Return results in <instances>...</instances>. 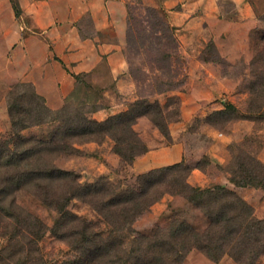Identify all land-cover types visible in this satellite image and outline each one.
Returning a JSON list of instances; mask_svg holds the SVG:
<instances>
[{"label": "trees", "instance_id": "trees-1", "mask_svg": "<svg viewBox=\"0 0 264 264\" xmlns=\"http://www.w3.org/2000/svg\"><path fill=\"white\" fill-rule=\"evenodd\" d=\"M167 25L172 39L177 42L174 27L169 23ZM129 36H132L130 30ZM138 38L139 35L135 36V41ZM258 60L264 66L262 54H257L255 61ZM74 77L79 79L78 74ZM260 81L261 87L253 84L251 92L264 93V77ZM85 84L90 86L86 81ZM171 88L172 85L158 90ZM9 89L11 133L0 135V232L7 238V243L0 248V259L4 251L7 258L13 259V264H45L38 242L47 227L37 214L23 204L22 196L30 195L57 211L59 216L54 222L55 231L67 224L65 228L72 236L71 246L79 254L77 259L81 264H180L192 249H198L214 262L227 255L239 264H260L264 258V217L256 216L252 205L224 184L197 187L187 181L193 168L204 169L209 163L206 153L204 163L184 166L185 158L179 163L138 173V186L125 189L100 182L83 184L76 173L55 163L64 150L80 153L78 145L82 143H101L110 139L121 163L125 161L129 166L148 149L134 127L137 118L147 116L165 136L166 132L169 134V122L179 117V98L174 117L167 116L166 107L158 101L142 106L139 96L127 110L99 121L90 118L85 109L70 110L63 106L58 112L51 113L45 99L31 83L13 84ZM223 107L236 109L231 102L223 103ZM238 117L252 119L240 115L230 118L227 124ZM47 122H58L47 136H22V129ZM251 160L252 165H246L236 154V169L230 171L229 181L236 186L264 187V163L255 154ZM165 193L182 195L202 211L207 224L202 229L187 221L171 222L166 228L157 227L153 236L143 235L137 245L130 248V251L142 252L134 260L125 251L113 255V251L117 250L115 244L106 242L98 231L91 229L90 221L68 207L73 198H79L91 205L104 221L117 223L129 221ZM123 244L121 242L119 250L124 248ZM113 256H117L116 259Z\"/></svg>", "mask_w": 264, "mask_h": 264}, {"label": "rangeland", "instance_id": "rangeland-1", "mask_svg": "<svg viewBox=\"0 0 264 264\" xmlns=\"http://www.w3.org/2000/svg\"><path fill=\"white\" fill-rule=\"evenodd\" d=\"M219 1L221 12L229 10L232 16L237 20L240 19L242 12L233 0ZM251 2L253 13L249 21H236L229 24L225 21L214 23L210 19V26L213 27L211 32H203L198 24L194 23L178 34L175 25H171L167 19V11L159 4H146L142 0L127 1L125 55L130 72L136 80L137 93L142 106H145L147 102L158 101L166 107L167 116L174 117L178 100L176 91L185 85L188 75L207 77L210 82L207 85L214 91V99L207 102L210 110L202 116L193 117L186 133L187 154L184 166L204 163L206 160L205 150L209 138L202 132L203 127L211 126V128L226 130L228 120L235 116L252 118L255 121L253 133L241 142L231 143L228 161L212 168L215 172L220 170L227 177L231 176L230 171L236 169V154L240 155L246 165H252L251 157L264 141V93L251 92L250 89L253 84L261 87L260 78L264 77L262 62L255 61L258 53L264 56V0H251ZM12 6L16 14H19L20 9L14 0H12ZM87 21V19L84 20L85 24ZM168 23L174 27L177 42L172 39ZM129 30L132 31V36H129ZM227 30L232 32L228 39L223 35ZM138 35L140 38L135 41L134 38ZM202 63L206 66H202ZM1 74L3 72L0 69V83L4 80ZM219 76L223 79L216 80ZM78 77L79 79L75 78L77 84L72 95L64 99L59 107L52 108L45 101L51 113L58 112L63 106L70 110L85 109L88 113L97 108L99 90L88 87L83 75L79 74ZM169 78L170 81H166ZM161 80L165 82L162 83ZM22 82L31 83L26 80H16L6 90H0V135L2 136H8L11 133L8 113L9 88L13 84ZM170 85L172 88L169 90H158ZM132 102L122 111L127 110ZM226 102L233 103L236 109L224 108L223 103ZM212 103H215L214 106L221 105V107L213 108ZM57 124L58 122H47L29 126L22 129L21 134L23 137H45ZM151 124L154 125L153 122ZM139 127L144 126L139 125ZM146 134L152 144L159 141L151 127H148ZM165 137L170 138L167 132ZM112 146L113 141L110 139L101 143L94 141L82 143L78 145L80 153L71 149L64 150L57 156L55 163L60 168L76 173L78 180L83 184L100 182L113 186L119 185L123 189L137 187L136 174L131 172L125 161L123 163L117 161L112 154ZM76 155L82 157L75 158ZM71 167H77L80 170H74ZM221 184L234 189L228 182ZM241 187L239 190H234L252 205L256 216L264 217V187L252 185ZM22 199L23 204L37 214L47 227L45 234L38 242L39 252L45 264H81L77 259L79 254L71 246L72 236L65 228L67 224L64 223V226L56 231L53 229L54 222L59 216L57 211L30 195H23ZM68 207L73 213L90 221L91 229L98 231L106 242L115 244L117 250L113 251V255H119L125 251L132 260L142 252L130 251V248H134L143 235L153 236V231L157 227L166 228L171 222L187 221L197 229H202L207 224V218L202 211L179 194L165 193L129 221L117 223L104 221L91 205L79 198H73ZM121 242L124 243L122 251L119 250ZM6 243L7 238L0 232V248ZM2 254L0 264H13V259L7 258L6 252L3 251ZM116 257L113 256L115 259ZM232 260L231 257L224 255L218 262H214L198 249H192L180 264H239ZM260 264H264V258L261 259Z\"/></svg>", "mask_w": 264, "mask_h": 264}, {"label": "crops", "instance_id": "crops-1", "mask_svg": "<svg viewBox=\"0 0 264 264\" xmlns=\"http://www.w3.org/2000/svg\"><path fill=\"white\" fill-rule=\"evenodd\" d=\"M14 1L20 9L19 14L13 8L12 0H0V69L5 80L1 81L0 90H6L16 80H26L33 84L50 107L57 108L72 95L77 84L74 75L80 74L100 92L97 108L88 113L96 120L122 111L139 97L136 80L125 55L128 0ZM142 1L159 4L165 9L168 21L175 25L178 34L194 23L203 32H211L210 19L214 23L225 21L233 24L251 20L253 13L251 0H233L242 12L239 20L229 10L221 12L219 0ZM231 34L227 30L223 35L228 39ZM202 66L206 64L202 63ZM221 79L220 76L216 78ZM208 82L207 77L188 75L185 85L176 91L179 117L168 124L170 138L152 126L147 116L137 118L134 127L148 149L129 165L131 172L138 174L185 160L186 133L191 121L195 116L206 114L210 110L207 102L214 99V91ZM220 107L215 105L213 108ZM254 124L253 119L238 117L228 123L226 130L203 127L202 132L209 138L205 150L209 163L204 169L193 168L187 177L188 183L205 187L228 182L235 190L241 189V186L230 182L226 174L212 168L228 161L229 145L251 135ZM148 127L159 139L156 144L146 136ZM111 151L119 162V155ZM254 154L264 163V141ZM71 169L80 170L77 167Z\"/></svg>", "mask_w": 264, "mask_h": 264}]
</instances>
